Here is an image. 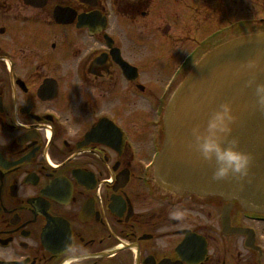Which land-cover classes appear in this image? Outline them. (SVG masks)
Listing matches in <instances>:
<instances>
[{
    "label": "flooded vegetation",
    "instance_id": "obj_1",
    "mask_svg": "<svg viewBox=\"0 0 264 264\" xmlns=\"http://www.w3.org/2000/svg\"><path fill=\"white\" fill-rule=\"evenodd\" d=\"M261 2L0 0V264H264V215L151 171L163 91L263 32Z\"/></svg>",
    "mask_w": 264,
    "mask_h": 264
},
{
    "label": "water",
    "instance_id": "obj_2",
    "mask_svg": "<svg viewBox=\"0 0 264 264\" xmlns=\"http://www.w3.org/2000/svg\"><path fill=\"white\" fill-rule=\"evenodd\" d=\"M257 52H264V34L218 47L177 88L165 110L164 145L153 170L161 187L178 195L236 201L245 212L264 214V111L257 108L254 89L247 86L251 77L233 78L230 71ZM257 79L264 81V73ZM223 101L231 102L238 118L233 136L241 150L253 156L244 181H214L212 165L189 147L191 126L204 123L208 113Z\"/></svg>",
    "mask_w": 264,
    "mask_h": 264
},
{
    "label": "clouds",
    "instance_id": "obj_3",
    "mask_svg": "<svg viewBox=\"0 0 264 264\" xmlns=\"http://www.w3.org/2000/svg\"><path fill=\"white\" fill-rule=\"evenodd\" d=\"M230 71L233 78L244 75L251 77L247 86L254 89L257 108L264 111V81L257 79L259 73H264V52H257ZM237 119L231 102L223 101L208 113L204 123L194 124L190 128L192 139L189 147L198 153L203 162L212 165L214 181H244L249 176L253 156L241 150L238 138L233 136ZM4 143L0 141V145ZM169 215L173 220L183 221L186 212L178 208ZM70 252L72 256L68 264H84L88 259L85 249L72 248Z\"/></svg>",
    "mask_w": 264,
    "mask_h": 264
},
{
    "label": "rangeland",
    "instance_id": "obj_4",
    "mask_svg": "<svg viewBox=\"0 0 264 264\" xmlns=\"http://www.w3.org/2000/svg\"><path fill=\"white\" fill-rule=\"evenodd\" d=\"M248 3H249V2H247L246 4L249 5ZM260 4L262 5L263 10H264V0H263V2H261ZM251 12L254 13V10H251ZM263 18H264V17H263ZM176 59H177V58H176ZM176 59H175V61H176ZM172 67H174V65H168V67L165 68V69H163L164 71L161 72V74H160V76H159V79H161V83H160V85L158 86L157 90H161V88H163V84H162V83H164V82L166 81V79L168 78L169 73L173 70Z\"/></svg>",
    "mask_w": 264,
    "mask_h": 264
}]
</instances>
